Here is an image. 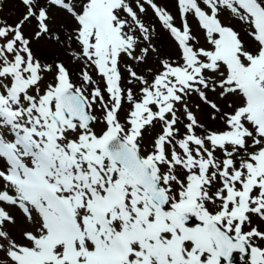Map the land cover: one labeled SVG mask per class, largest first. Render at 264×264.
Wrapping results in <instances>:
<instances>
[{
  "label": "snow or ice",
  "instance_id": "obj_1",
  "mask_svg": "<svg viewBox=\"0 0 264 264\" xmlns=\"http://www.w3.org/2000/svg\"><path fill=\"white\" fill-rule=\"evenodd\" d=\"M11 5L0 264H264V0Z\"/></svg>",
  "mask_w": 264,
  "mask_h": 264
},
{
  "label": "bare ground",
  "instance_id": "obj_2",
  "mask_svg": "<svg viewBox=\"0 0 264 264\" xmlns=\"http://www.w3.org/2000/svg\"><path fill=\"white\" fill-rule=\"evenodd\" d=\"M161 2L170 4L171 3V0H161ZM15 14H16L15 6L14 5H11V6H9L8 8H6L4 10V14L2 16H3V18L8 19V21L11 23L12 22V17ZM159 46L165 52L170 51V46H169V43H168L167 39H163L162 38L159 41Z\"/></svg>",
  "mask_w": 264,
  "mask_h": 264
},
{
  "label": "rangeland",
  "instance_id": "obj_3",
  "mask_svg": "<svg viewBox=\"0 0 264 264\" xmlns=\"http://www.w3.org/2000/svg\"><path fill=\"white\" fill-rule=\"evenodd\" d=\"M3 14H4V12L2 14H0V15H3ZM6 131L7 130H5V132ZM233 264H243V261H241L239 254L235 255L234 260H233Z\"/></svg>",
  "mask_w": 264,
  "mask_h": 264
}]
</instances>
